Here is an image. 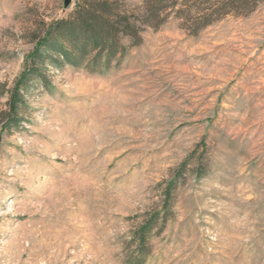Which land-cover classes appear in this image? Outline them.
Listing matches in <instances>:
<instances>
[{
	"label": "rangeland",
	"instance_id": "374dc122",
	"mask_svg": "<svg viewBox=\"0 0 264 264\" xmlns=\"http://www.w3.org/2000/svg\"><path fill=\"white\" fill-rule=\"evenodd\" d=\"M74 3L0 0V118L33 35ZM180 7L108 70L47 68L21 125L0 119V264H135L175 177L142 264H264V0L196 34Z\"/></svg>",
	"mask_w": 264,
	"mask_h": 264
},
{
	"label": "trees",
	"instance_id": "16d2710c",
	"mask_svg": "<svg viewBox=\"0 0 264 264\" xmlns=\"http://www.w3.org/2000/svg\"><path fill=\"white\" fill-rule=\"evenodd\" d=\"M178 1L142 0L141 8L136 12L127 9L121 0H75L73 9L66 17L43 22L39 32L32 37L33 47L25 57L23 71L6 92L7 108L0 118L3 128L21 125L26 93L33 82L45 83L47 68L70 65L90 71L108 70L120 63L130 46L142 42L145 29L159 28L178 4L181 7L175 11L177 18L185 24L191 22L193 27L184 26L196 34L226 14L241 12L250 2L197 0V8L192 11L190 0ZM177 186V177L168 180L161 189L160 209L150 213L132 231L135 264L144 262L147 256L145 248L154 226L161 222L163 227L166 223Z\"/></svg>",
	"mask_w": 264,
	"mask_h": 264
},
{
	"label": "water",
	"instance_id": "95a60500",
	"mask_svg": "<svg viewBox=\"0 0 264 264\" xmlns=\"http://www.w3.org/2000/svg\"><path fill=\"white\" fill-rule=\"evenodd\" d=\"M71 4V0H64V6L67 7Z\"/></svg>",
	"mask_w": 264,
	"mask_h": 264
}]
</instances>
